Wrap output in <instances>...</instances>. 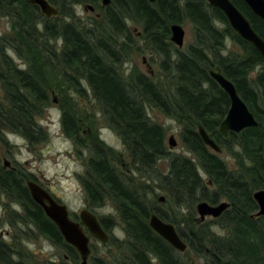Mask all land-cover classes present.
Returning <instances> with one entry per match:
<instances>
[{"label":"trees","instance_id":"obj_1","mask_svg":"<svg viewBox=\"0 0 264 264\" xmlns=\"http://www.w3.org/2000/svg\"><path fill=\"white\" fill-rule=\"evenodd\" d=\"M48 1L58 9L57 18H44L27 0H0V20L9 24L7 34L0 35V147L9 148L8 133L31 147L46 142L48 133L37 119L50 107L52 94L59 99L62 132L82 146L84 125L92 128L72 96L85 99L90 91L104 123L130 158L120 170L114 163L117 153L102 142L88 149L91 155L80 177L86 204L90 209L111 204L117 223L113 218L99 222L107 233L120 226L125 236L121 241L110 237L107 243L115 253L90 254V264H185L190 254L201 264H264V217L255 216L258 207L252 198L264 190V65L259 53L206 0H111L110 6L101 7L100 20L87 24L75 19L73 6H97L99 0ZM231 1L264 40V23L242 0ZM128 22L140 27L139 38ZM186 23L192 41L177 49L168 42L169 26ZM227 39L234 49L226 50ZM145 51L160 58L161 77L150 78L135 67L123 70ZM215 68L233 84L258 127L226 138L219 134L230 103L209 76ZM148 107L178 124L180 143L191 157L168 150L165 129L148 117ZM198 126L231 155L234 168L203 144ZM33 179L21 167L0 164V198L21 208V214L14 211V246L0 238V264L28 263L30 255L21 241L29 236L24 231L29 224L77 264L78 253L30 198L26 183ZM155 185L165 194L163 203L154 194ZM202 201L230 206L218 219L197 223L195 206ZM153 213L175 226L187 245L184 253L149 228Z\"/></svg>","mask_w":264,"mask_h":264},{"label":"rangeland","instance_id":"obj_2","mask_svg":"<svg viewBox=\"0 0 264 264\" xmlns=\"http://www.w3.org/2000/svg\"><path fill=\"white\" fill-rule=\"evenodd\" d=\"M86 6H91L93 10L90 11L85 9L84 7ZM101 7L100 1L97 6L96 4L93 5L90 3H86L85 5H75L73 6V14L75 19H79L84 24H87L90 23L91 20H100L99 16H101L102 13ZM66 20L70 21V19ZM181 26L185 31L184 47H186V45L192 41V30L187 23L182 24ZM216 26L220 29L224 27L222 24H216ZM127 27L135 35L134 38H139L141 36V29L139 26L134 25L132 22H128ZM8 30V22L6 20H0V35L7 34ZM141 44H144L145 46L144 40L143 42L141 41ZM234 48L232 41L227 39L226 50ZM12 58L19 67L25 68V65L21 64L19 60L14 58V55H12ZM132 67H135L138 71L153 79L163 75L160 68V58L152 56L149 51H145L141 56H134L133 59L124 64L123 70L128 73ZM257 71L258 70H256L251 77H255ZM1 96L2 93L0 89V97ZM57 97L58 96H55L54 94L51 95L50 107L42 117L37 119L38 124L48 133V139L46 142L31 147L23 138L8 133L6 138L9 143V148L2 149L0 147V164L5 169L21 167L29 172L34 178L32 180L33 182L47 190L52 196L56 197L60 203L66 206L71 220L79 223L78 215L80 211L88 210L95 214L98 219L113 218L117 223L115 212L111 204L107 203L101 208L93 209H90L87 206L80 177L83 176L85 172V163L87 162L86 160L91 155L88 149L91 148L92 144L98 143L97 141L102 142L105 146L111 148L117 153V159H114V163L117 167L121 168L120 170H125L126 166L130 163L128 153L125 151L122 142L116 133L104 123L103 117L90 91L86 92L85 99L78 98L77 95L72 96L77 105L76 108L82 115V119L86 120L89 127L92 128V131H90L87 125H84L80 135L82 146L74 142L72 138H69L62 132L61 111L57 105L59 100ZM146 111L148 117L152 121L161 125L165 129V143L168 150L174 154H184L191 157L180 143V128L178 124L172 118L165 116L158 109L148 107ZM170 137H173L176 142L174 148H170L169 146ZM6 149L9 150L8 153L6 152ZM218 156L230 169L234 168V160L228 152L222 150V153ZM5 161L9 163L8 166L5 165ZM159 164L162 169L165 170L166 162L161 161ZM154 194L157 196L158 200L160 197L165 199V194L158 189L156 185ZM14 211L16 214H21V208L19 206L10 203L5 197H1L0 238L5 242L11 243L13 246L15 234ZM194 218L197 219L199 216L195 213ZM11 220H13L12 225L9 223ZM212 220L213 219L211 218H206L203 223H209ZM212 230L218 231L215 227H213ZM24 231H28L29 234V236L26 235L21 241L22 247L30 255L27 264H72L67 260L64 252L52 245L47 238L40 235L32 224L24 226ZM85 232L88 235L91 244V257H106L109 255L110 251H112V254L115 253L112 244L101 243L89 235L86 230ZM107 234L109 238L114 237L119 241L125 238L120 226H116V228ZM80 263L81 260H79L77 264ZM184 263L201 264L193 254L185 256ZM88 264H90V259H88Z\"/></svg>","mask_w":264,"mask_h":264},{"label":"water","instance_id":"obj_3","mask_svg":"<svg viewBox=\"0 0 264 264\" xmlns=\"http://www.w3.org/2000/svg\"><path fill=\"white\" fill-rule=\"evenodd\" d=\"M29 5L38 8L40 14L50 20L59 16L58 9L50 4L48 0H27ZM101 6L106 8L110 6L111 0H99ZM153 3L155 0H148ZM208 5L220 11L225 17L230 28L246 43L252 46L260 55L264 65V40L253 30L246 17L237 9L231 0H206ZM243 4L250 13L264 23V0H242ZM90 11L91 6L84 7ZM170 41L177 48L183 47L185 32L181 25L172 24L169 26ZM210 78L217 83L229 98L230 107L226 117L220 123L218 132L226 138L230 133L239 134L240 132L258 127V122L253 113L248 109L244 101L240 98L233 84L225 78L219 68L209 71ZM198 135L203 144L214 154H221L222 149L216 142L210 138L202 126H198ZM170 148L176 146L173 137L169 138ZM264 159V140L262 143ZM5 165L9 163L5 161ZM30 198L39 206L47 219H49L58 229L64 242L73 247L78 253L81 263L88 264L91 254L90 240L85 230L95 240L101 243H107L109 236L102 228L95 214L88 210L80 211L79 223L70 219L69 211L65 205L58 203L52 195L33 181L26 183ZM252 198L258 207L256 217H264V190H257L253 193ZM159 202L163 203L164 198L160 197ZM229 203L226 201L216 205L207 202H199L195 206V212L199 216L197 223H203L206 218L218 219L228 208ZM149 228L176 252L182 254L186 251L187 245L178 235L173 224L160 219L155 213L149 216ZM196 264V263H190Z\"/></svg>","mask_w":264,"mask_h":264},{"label":"bare ground","instance_id":"obj_4","mask_svg":"<svg viewBox=\"0 0 264 264\" xmlns=\"http://www.w3.org/2000/svg\"><path fill=\"white\" fill-rule=\"evenodd\" d=\"M148 1V0H147ZM149 2V1H148ZM155 2V1H154ZM153 2V3H154ZM149 3H151V2H149ZM152 3V4H153ZM208 4V3H207ZM246 7V6H245ZM212 8V7H211ZM215 9V8H214ZM249 11V10H248ZM250 12V11H249ZM228 24V23H227ZM230 27V26H229ZM233 31V30H232ZM185 32V31H184ZM234 32V31H233ZM235 33V32H234ZM236 34V33H235ZM237 35V34H236ZM238 36V35H237ZM170 37H171V35H170ZM239 37V36H238ZM184 41H185V36H184ZM169 42L174 46V44L170 41V38H169ZM184 43V42H183ZM175 48H177L176 46H174ZM184 48V44H183V47L182 48H177V49H183ZM217 84V83H216ZM217 86L223 91V89L217 84ZM224 92V91H223ZM225 93V92H224ZM226 94V93H225ZM228 97V96H227ZM229 99V98H228ZM230 107V106H229ZM197 132H198V130H197Z\"/></svg>","mask_w":264,"mask_h":264},{"label":"flooded vegetation","instance_id":"obj_5","mask_svg":"<svg viewBox=\"0 0 264 264\" xmlns=\"http://www.w3.org/2000/svg\"><path fill=\"white\" fill-rule=\"evenodd\" d=\"M53 198H54L58 203H60V201H59L56 197L53 196ZM60 204H61V203H60Z\"/></svg>","mask_w":264,"mask_h":264}]
</instances>
